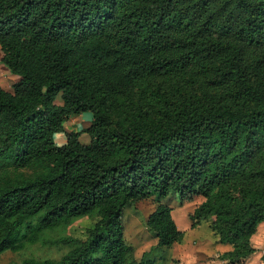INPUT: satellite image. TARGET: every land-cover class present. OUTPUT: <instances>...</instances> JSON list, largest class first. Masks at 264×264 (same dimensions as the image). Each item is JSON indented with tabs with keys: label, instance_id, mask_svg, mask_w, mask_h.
Instances as JSON below:
<instances>
[{
	"label": "trees",
	"instance_id": "16d2710c",
	"mask_svg": "<svg viewBox=\"0 0 264 264\" xmlns=\"http://www.w3.org/2000/svg\"><path fill=\"white\" fill-rule=\"evenodd\" d=\"M0 50L18 78L0 86V253L92 217L86 238L55 240L58 259L19 264H154L135 260L123 212L152 199L145 225L171 246L184 236L173 194L199 201L190 227L211 219L220 260L257 252L264 0H0ZM85 112L88 126L65 130Z\"/></svg>",
	"mask_w": 264,
	"mask_h": 264
},
{
	"label": "rangeland",
	"instance_id": "374dc122",
	"mask_svg": "<svg viewBox=\"0 0 264 264\" xmlns=\"http://www.w3.org/2000/svg\"><path fill=\"white\" fill-rule=\"evenodd\" d=\"M0 50V58H1ZM17 76L10 73L7 67L0 60V86L5 90H12V84ZM55 103L60 104V95H57ZM92 119L91 113L85 112L72 117L64 122V128L68 130L81 131L89 125ZM55 142L62 144L65 141L63 134H55ZM81 142H88L86 133L79 136ZM88 140V141H87ZM172 208V216L178 226L184 232L180 242L171 246L157 247L154 234L147 228L145 221L148 215L154 210V201L144 199L132 203L124 209L122 216L123 233L125 240L134 250L136 261L141 259L146 252L148 257L153 259L154 264H226L219 259L221 252L229 249L226 245L218 242V236L210 228L211 219H202L198 226L191 228L188 213L192 212L198 200L186 204H180L178 197L173 194L164 199ZM97 218L81 217L71 224L48 232L44 235L46 243L35 242L26 244L19 251H4L0 253V264H19L25 258L35 259H58L64 254L68 247L55 240L62 235H69L75 238L84 239L87 236V229L94 226ZM54 240V242H53ZM250 242L257 249L243 264H261L264 262V222L258 225L257 231L250 237Z\"/></svg>",
	"mask_w": 264,
	"mask_h": 264
},
{
	"label": "crops",
	"instance_id": "0c3cea01",
	"mask_svg": "<svg viewBox=\"0 0 264 264\" xmlns=\"http://www.w3.org/2000/svg\"><path fill=\"white\" fill-rule=\"evenodd\" d=\"M228 248H229V246L228 245H226Z\"/></svg>",
	"mask_w": 264,
	"mask_h": 264
}]
</instances>
